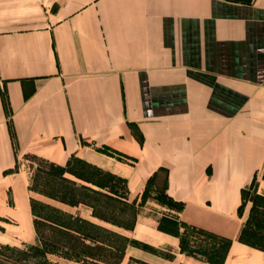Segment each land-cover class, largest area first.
<instances>
[{
    "label": "crops",
    "instance_id": "1",
    "mask_svg": "<svg viewBox=\"0 0 264 264\" xmlns=\"http://www.w3.org/2000/svg\"><path fill=\"white\" fill-rule=\"evenodd\" d=\"M28 154L125 178L140 245L119 264H218L183 223L231 239L220 264H264L237 239L242 188L264 194V0H0L1 243L38 241Z\"/></svg>",
    "mask_w": 264,
    "mask_h": 264
},
{
    "label": "trees",
    "instance_id": "2",
    "mask_svg": "<svg viewBox=\"0 0 264 264\" xmlns=\"http://www.w3.org/2000/svg\"><path fill=\"white\" fill-rule=\"evenodd\" d=\"M29 156L38 157L39 160L54 165L60 169L59 179L65 180L64 173H72L73 177L77 178L69 180L72 184L71 188H57L52 187L49 190H37L44 195L57 198L58 200L68 203L70 205L87 204L91 207V214L96 220L89 218L80 212H70L52 207V210L45 212H37L33 197L30 196V204L33 213L34 227L38 236L36 243H24L26 250L23 252H30L29 257H34L30 263L24 264H46L49 262L47 253H55L62 257L82 261L86 263L103 264V261L108 264H119L125 253L127 244L131 241L130 237L123 232L124 229L132 228L136 215V202H129L126 199L127 184L125 178L113 174L109 171L98 168L92 164L86 163L77 157H70L64 165H56L44 158L34 154ZM73 160H77L82 165L89 167L90 170L83 172L79 168H75ZM47 176H45L46 178ZM33 173L31 171L29 189L32 190L31 180ZM164 183V180H163ZM156 186V198L165 204H170L175 207L181 206L182 202L173 199L164 190V184ZM246 188H242V205L244 202V192ZM148 190H144V195ZM142 195V196H144ZM255 196H262L255 192ZM255 196L251 197V205L249 212L243 220L239 229L237 239L239 241L248 243L254 247L264 250V220L260 223L251 221L252 213L255 208ZM241 208V207H240ZM117 212V214H115ZM132 212L133 218L129 220L128 215ZM118 226L120 228L117 229ZM180 232V248L187 254L206 259L213 263L220 264L225 256L228 245L231 239L216 233L204 230L200 227L182 224ZM192 228L196 231H203L209 234L216 242L209 247L207 251L198 249L196 237L188 244L186 243L187 229ZM196 236L195 234H193ZM6 246L10 245L8 243ZM16 247L17 245H11ZM84 248L85 253H84ZM38 255L42 258L38 259ZM25 258V257H24ZM115 259V262L112 261ZM16 261L22 260L14 258ZM48 263V264H49ZM151 264L140 258L130 256L126 264Z\"/></svg>",
    "mask_w": 264,
    "mask_h": 264
},
{
    "label": "rangeland",
    "instance_id": "3",
    "mask_svg": "<svg viewBox=\"0 0 264 264\" xmlns=\"http://www.w3.org/2000/svg\"><path fill=\"white\" fill-rule=\"evenodd\" d=\"M28 159L25 160V163L27 165H29L32 173H33V179L31 180V184L33 189L30 190V196L33 197V201L35 204V208L37 212H45L47 210H52V207H58L61 210L64 211H70V212H80L81 214L86 216V210L85 209H80V207H78L77 205H70L68 203L62 202L60 200H58L57 198H52L49 196L44 195L42 192H38L37 190H49V188L52 187H57V188H71L72 184L69 182V180L74 179L76 182L78 181L77 178L71 176V175H67L64 173L65 176H68L69 178L66 177L65 180H61L59 179L61 173H60V169L55 167L54 165H48L47 163L43 162L42 160H39L38 157L35 156H27ZM73 165L75 168H79L81 169L83 172H87L86 170H90L89 167L82 165L80 162H78L77 160H73ZM45 176H47L45 178ZM49 183H48V180ZM163 180H164V171L162 170L161 173L159 174V176L157 177V181L155 186L152 187L155 189L159 188L158 186H161L163 184ZM256 181H253V187L254 185L257 186ZM157 186V188H156ZM252 188V186L250 187ZM248 187H246V191L244 192V202H251V197L255 196L254 193L255 192L252 191V189H250ZM256 188V187H254ZM157 192V191H156ZM155 192V193H156ZM149 193V191H148ZM255 200V208L253 210L252 213V219L251 221H256L258 223L262 222L264 220V197L262 196H255L254 198ZM77 206V207H75ZM241 207V206H240ZM244 208L243 206L240 208V210ZM117 214V212L115 213ZM129 220H131L133 218V214L132 212L128 215ZM115 227V226H112ZM117 229L119 228L118 226H116ZM115 227V228H116ZM120 230V228H119ZM187 238H186V243L188 241V244L191 243V241L193 239H195L196 237V244H197V248L201 249L202 251H207V249L210 247L211 245L214 244L216 242V239L212 238L209 234H207L206 232L203 231H196L195 229L189 228L187 229ZM193 234H195L196 236H194ZM262 241L264 242V236L262 238ZM131 243H137L139 244V242H131ZM140 245V244H139ZM85 249L84 248V253H85ZM23 250H26V247L24 245H17L16 247L11 246V244L8 246H6V244H2L0 242V264H24L25 263H30L32 260H34V257H29L28 254L31 253L30 252H23ZM56 256H61L55 253H47V257L49 258V261H51L52 263H57V264H66L64 263V260H59L60 263L57 260H53L52 258H57ZM25 257V258H24ZM14 258L20 259L22 260V262H18L16 261ZM38 259L42 258L41 255H38L37 257ZM59 259V258H58ZM69 259V258H68ZM73 260V259H71ZM112 261L115 262V259L112 258ZM66 262V261H65ZM49 262H46V264H48ZM50 264V263H49ZM67 264H74L71 262H67ZM103 264H108L105 263L103 261ZM135 264V263H133Z\"/></svg>",
    "mask_w": 264,
    "mask_h": 264
}]
</instances>
